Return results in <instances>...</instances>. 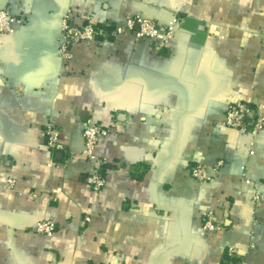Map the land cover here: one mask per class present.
<instances>
[{"label": "crops", "instance_id": "obj_1", "mask_svg": "<svg viewBox=\"0 0 264 264\" xmlns=\"http://www.w3.org/2000/svg\"><path fill=\"white\" fill-rule=\"evenodd\" d=\"M1 9L22 21L0 32V264H264V129L220 126L230 105L264 100V0H0ZM66 16L101 28L72 41L70 57ZM135 16L179 20L164 52L115 33ZM88 119L111 128L96 148L99 192L84 180L97 165L82 155ZM49 126L68 153L48 147ZM218 161L207 183L191 176ZM209 211L222 224L212 233ZM44 218L56 222L52 237L34 231Z\"/></svg>", "mask_w": 264, "mask_h": 264}, {"label": "built area", "instance_id": "obj_2", "mask_svg": "<svg viewBox=\"0 0 264 264\" xmlns=\"http://www.w3.org/2000/svg\"><path fill=\"white\" fill-rule=\"evenodd\" d=\"M22 20L10 13L6 9L0 10V32L11 33L13 25ZM180 24L178 19H173L167 25L158 23L157 21L135 16L128 20L125 27L117 26L115 33L123 34L126 32L132 33L137 40L147 39L152 41L154 50L158 53L164 52L169 43L173 39L176 29ZM63 43L61 51L64 55L70 57V47L72 41H94L96 39V28L93 24L74 25L69 16H66L61 25ZM222 127H227L235 130L248 133L251 136H257L264 129V100L261 104L252 106L248 103L238 102L230 105L225 118L220 124ZM111 132V128L94 123L88 119L83 124V151L82 155L87 159L95 162L97 165L85 177V183L95 192L101 191L106 185V177L102 172V161L96 155V148L99 140L103 136H107ZM48 147L54 153H68L64 138L60 130L54 126H49L46 130ZM55 164V162H51ZM223 161H218L213 166H207L203 163H197L191 169V176L199 182L207 183L223 166ZM13 185L14 180H10ZM38 195H36L37 197ZM264 194L257 192L255 196L256 203H260ZM89 221V219H87ZM222 227V224L216 218L213 211L205 214L203 229L206 232H215ZM57 230L56 222L49 218L42 219L34 231L37 234L52 237Z\"/></svg>", "mask_w": 264, "mask_h": 264}, {"label": "trees", "instance_id": "obj_3", "mask_svg": "<svg viewBox=\"0 0 264 264\" xmlns=\"http://www.w3.org/2000/svg\"><path fill=\"white\" fill-rule=\"evenodd\" d=\"M94 27L96 28L97 33L101 31V28L99 26L94 25Z\"/></svg>", "mask_w": 264, "mask_h": 264}]
</instances>
